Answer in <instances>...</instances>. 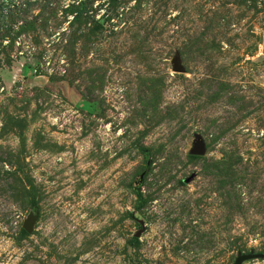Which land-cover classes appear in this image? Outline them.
<instances>
[{
	"label": "rangeland",
	"instance_id": "obj_1",
	"mask_svg": "<svg viewBox=\"0 0 264 264\" xmlns=\"http://www.w3.org/2000/svg\"><path fill=\"white\" fill-rule=\"evenodd\" d=\"M247 254L264 255V0H0V264Z\"/></svg>",
	"mask_w": 264,
	"mask_h": 264
},
{
	"label": "water",
	"instance_id": "obj_2",
	"mask_svg": "<svg viewBox=\"0 0 264 264\" xmlns=\"http://www.w3.org/2000/svg\"><path fill=\"white\" fill-rule=\"evenodd\" d=\"M171 65H172V71L174 73H184V69L180 64V61L178 59H173L171 61ZM204 153V149H203V145L201 143L200 139H196L193 149L191 151L192 155L195 156H201ZM27 230H29V227L27 225ZM253 259H264V255H260V254H247V255H240L237 257V259L235 260L234 264H242L245 261L248 260H253Z\"/></svg>",
	"mask_w": 264,
	"mask_h": 264
},
{
	"label": "trees",
	"instance_id": "obj_3",
	"mask_svg": "<svg viewBox=\"0 0 264 264\" xmlns=\"http://www.w3.org/2000/svg\"><path fill=\"white\" fill-rule=\"evenodd\" d=\"M71 11V10H70ZM84 12V9H83V11L81 12V13H78L77 15L79 16V18H81L82 17V13Z\"/></svg>",
	"mask_w": 264,
	"mask_h": 264
}]
</instances>
